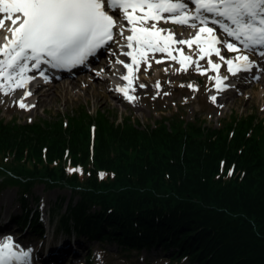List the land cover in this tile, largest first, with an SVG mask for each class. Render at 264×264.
Listing matches in <instances>:
<instances>
[{
	"label": "trees",
	"instance_id": "trees-1",
	"mask_svg": "<svg viewBox=\"0 0 264 264\" xmlns=\"http://www.w3.org/2000/svg\"><path fill=\"white\" fill-rule=\"evenodd\" d=\"M109 114L97 111L94 121L80 107L29 124L0 119V190L23 187L26 217L17 222L34 218L41 233L40 213L27 204L32 187H70L80 201L60 222L92 242L161 246L172 250L170 264H264L262 121L235 114L214 127L173 117L138 129Z\"/></svg>",
	"mask_w": 264,
	"mask_h": 264
},
{
	"label": "snow or ice",
	"instance_id": "snow-or-ice-1",
	"mask_svg": "<svg viewBox=\"0 0 264 264\" xmlns=\"http://www.w3.org/2000/svg\"><path fill=\"white\" fill-rule=\"evenodd\" d=\"M190 3L194 11L189 10L186 0H0V32H3L0 91L8 95L16 89L25 88L31 81L27 75L29 71L39 70L43 75L42 64H50L54 68L83 64L88 56L113 40L117 20L110 13L117 11L128 25L127 28L120 26L119 35L127 41L126 47L130 49L122 53L132 61L131 64H124L128 75L122 77L128 81L129 88L136 78L133 65L135 71H139L140 63L150 68L148 54L156 52L167 53L168 57L176 60L170 50L173 44L187 45L189 49L196 44V54L200 59L214 54L227 64L232 75L248 71L252 66L249 56L238 54L235 60H226L221 55L218 45L222 41L216 35V29L208 26L209 17L212 24L218 25L244 49H264V0H190ZM191 21H198L200 25L191 40H176L171 32L158 27L161 22H171L196 28L197 24ZM222 21L229 22L231 27ZM125 31L131 34L125 37ZM202 34L204 39H201ZM223 47L229 52H240L235 43L229 42ZM175 51L183 56L177 62L186 71L185 61L191 60V57L183 55V49ZM260 55L264 56V51ZM192 63L198 64L197 61ZM208 64L211 70L217 72L221 67L210 58ZM222 83L223 80L217 77V84ZM119 91L129 100L134 99L128 95V89ZM29 95L30 92H25V98ZM212 100L215 101V97ZM19 106L27 107L23 100ZM100 178L103 179L102 173ZM13 248L10 237L0 244V264H12L30 257V250L17 252Z\"/></svg>",
	"mask_w": 264,
	"mask_h": 264
},
{
	"label": "rangeland",
	"instance_id": "rangeland-1",
	"mask_svg": "<svg viewBox=\"0 0 264 264\" xmlns=\"http://www.w3.org/2000/svg\"><path fill=\"white\" fill-rule=\"evenodd\" d=\"M122 26L127 28L125 23ZM166 28L168 30L175 29L178 34L181 33L179 27L172 23H168ZM196 48L197 46L189 51V54L198 64L194 63L191 67L186 68V71L181 69L182 66L177 62V59L175 61L166 60V57L162 54L150 56V68L142 63L135 83L137 84L135 86L137 95L134 98L138 102L137 107L121 104L114 100L112 95L101 96L98 89L84 92L85 84L87 81L92 80L95 74L112 79L110 74L105 73L102 66L98 64L74 78L63 79L64 81H76L75 83L79 84V87L71 88L70 85H60V82H56L49 88L41 89L38 95L33 98V104L34 99H37V102L36 105H33L35 109L32 113L23 110L19 106V93L13 100L10 98L1 99L0 119L3 122H13L14 120L16 124H29L33 121H41V119L53 120L59 115L63 117L67 114L73 115L82 107L91 114L90 116L94 121L99 118L96 114L97 111H100L105 114L110 113L109 118H113L116 123L130 118L131 121L136 122L135 125L138 129L155 128L160 125L159 121H170L173 117L184 118L185 123L193 121L196 117H201L205 118L207 126L217 127L225 119L230 118V115L235 114L238 115L236 117L253 114L256 116L254 122L262 121L264 123V82H259V79L255 82L248 79L246 84L240 85L230 95L227 94L219 98L220 92L215 88V77L210 72V68L207 67L208 61L199 58L196 54ZM240 51L239 53L228 52V57L235 58L236 55L242 52L248 54L244 50ZM107 52H112V49L106 51V55L100 59V62L106 58ZM122 60L124 61L125 58H122ZM157 60L166 61L156 63ZM117 61L120 60L117 58ZM115 66L112 65V68L115 69ZM157 83L159 84L158 88ZM140 85H145V87H140ZM189 85L192 87H189ZM139 89L141 90L139 91ZM45 94L48 96L43 99ZM212 97H215V101L212 100ZM165 123L169 124L168 121ZM90 127L91 141L94 143L96 125L91 124ZM22 193L23 187L21 186H6L0 190V219L2 221H9L16 217H26L23 215L25 212L21 201ZM28 196L27 204L29 208L34 210L40 208L43 211L44 221H47L50 212H52L57 221L55 227H53L54 229L63 228L60 222L61 217L67 213L69 207L73 206L72 204L77 205L80 201V196L75 194L72 188H52L45 183H36ZM5 225L9 226L8 222ZM12 230H15L14 225ZM84 239L90 244V252L78 256L72 264H168V260L154 258L153 254L164 252L169 255L172 251L156 248L155 251L148 253L138 254L133 252L127 257L128 252H121L115 242L101 243L95 241L89 243V238L84 236ZM43 242L44 240H35L32 245L36 248L41 247ZM66 252L70 251L67 250ZM164 253L162 254L164 255ZM70 262L69 256L66 259V264H70ZM175 264L194 263L184 258L182 262Z\"/></svg>",
	"mask_w": 264,
	"mask_h": 264
},
{
	"label": "bare ground",
	"instance_id": "bare-ground-1",
	"mask_svg": "<svg viewBox=\"0 0 264 264\" xmlns=\"http://www.w3.org/2000/svg\"><path fill=\"white\" fill-rule=\"evenodd\" d=\"M191 9H192L191 11H194V7H191ZM123 21L127 25V21L124 20V19H123ZM222 22L226 26L231 27V25H230L229 22H227V21H222ZM166 25H167V23L161 22V23L158 24V27L165 29L166 32H171L174 35V37H175L176 40H191L197 34V33L196 34H193V32L191 33V31H192L191 28H188L186 26H182V25H178L177 24L179 26L180 31H181V33L178 34V31H176L175 29L168 30L166 28ZM127 27H128V25H127ZM126 36H128V35H126ZM230 41H233V40H230ZM0 43H3V32H0ZM125 43H127L126 40L120 42L118 44V46H116L114 48L113 53H110V54L107 53L108 56L103 61L100 62L101 63L100 65L104 69L105 73H110L111 75H112V73H114V75L111 76L112 78H114V82L111 79H107L104 75L101 76V75H96L95 74L94 78L92 80L87 81V83L85 84V86H84V92L85 91H88V90H91V89L92 90H97L98 89L99 90L98 92H99V94L101 96H105V95L106 96H109V95H112L113 99L116 100L117 102H120L121 104H125V105L126 104H129V105H133V106H136L137 107L138 106V102L135 101V98H134L133 101L132 100H129L128 98H126V96L121 91H119V89H122V88L123 89H128V95L129 96L134 97V96L137 95V92L135 91V86L137 84H135V86L131 85V88H129L128 82H125L122 79L123 76L128 75V70L124 67V64H131L132 63L131 59L128 56L121 55L120 54V51H123L125 53L128 52V51H130V49H128L125 46L126 45ZM195 46H197V45H194L193 44L192 45V48L189 49L187 45L173 44L172 49H170V50L172 51V55L175 56L177 60H179V59H182L183 56L181 55L180 52L175 51V49H183V55H187V56H190L191 57V60L185 61V65H186L188 62H190V61H192L194 59L189 54V51H192ZM246 50L249 51L250 49H246ZM255 51H257V50H255ZM154 54H158V55L159 54H162V55H164L166 57V60L169 59L171 61H175V60L171 59L170 57H168L167 53H160V52L149 53L148 54L149 55V59H150V56L151 55H154ZM118 57L119 58H121V57L125 58V60H124L125 62H123L122 60H120L123 63H117L116 62V59ZM209 58L212 59L213 57H208L207 59H209ZM166 60H160V61L162 63V62H164ZM114 64L116 65L115 66V69L112 68V65H114ZM141 64L142 63H140L139 68L141 67ZM30 67H31V65H30ZM207 67L210 68V65L208 64ZM133 69H134V75L136 77L134 80H135V82H137L136 79H138L137 78L138 77V71H135V65H133ZM181 69H182V67H181ZM27 75L29 77H31V81L29 83H27V85H26L25 88L16 89L15 91L10 92L8 95H5L4 94V91H0V100L1 99H4V98H10L11 100H13V99H15V96L19 93V97H18V99H20L19 102L21 100H23V102L25 103V105H27V107L26 108H23V110H26L29 113H32V111L35 109L34 106H33V100H32V98L34 97V95H38V93L40 92V88L41 87H39L37 90H35L33 93H31L30 92V89L34 85V82H33L34 75L31 73V71H29L27 73ZM249 79H252L254 82L256 80L258 81V79H259V82H264V59H261V62L259 64L258 69L253 74L250 75ZM109 80H111L112 82L109 81ZM216 80H217V78H215V81ZM58 82H60L59 83L60 85H70L71 88H73L75 86L79 87L78 86L79 84H76L75 83L76 81L75 82L74 81H64L63 79L62 80L59 79ZM215 88L216 89H219V91H221L223 87L222 86H219L217 83H215ZM132 89H134V90H132ZM140 90L141 89H139V91ZM139 91H138V93H139ZM25 92H30L31 95H29V96H27V98H25ZM230 93L231 92H226L225 94H222V95L220 94V96H224V95H227V94L230 95ZM47 96L48 95L45 94L44 97H43V99L46 98ZM34 105H36V103Z\"/></svg>",
	"mask_w": 264,
	"mask_h": 264
}]
</instances>
